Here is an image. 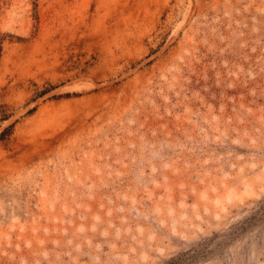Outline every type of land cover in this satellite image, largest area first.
<instances>
[{
	"label": "rangeland",
	"instance_id": "374dc122",
	"mask_svg": "<svg viewBox=\"0 0 264 264\" xmlns=\"http://www.w3.org/2000/svg\"><path fill=\"white\" fill-rule=\"evenodd\" d=\"M0 264H264V0H0Z\"/></svg>",
	"mask_w": 264,
	"mask_h": 264
}]
</instances>
